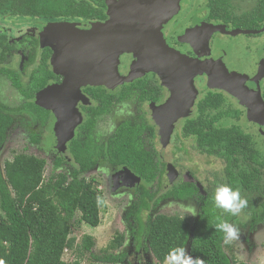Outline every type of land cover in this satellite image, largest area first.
I'll list each match as a JSON object with an SVG mask.
<instances>
[{
	"label": "flooded vegetation",
	"instance_id": "obj_1",
	"mask_svg": "<svg viewBox=\"0 0 264 264\" xmlns=\"http://www.w3.org/2000/svg\"><path fill=\"white\" fill-rule=\"evenodd\" d=\"M101 1L103 18L96 20L0 16V95L4 92L3 88L8 90L10 87L21 100L16 101L17 106L11 107L8 98L4 101L0 99V107L7 112L4 114L13 118L0 157L16 131L27 133L29 139L37 143L38 133L29 132L33 128L39 131L51 129L55 141L50 147L54 168L63 169L68 177L76 173L80 179L95 182L101 204L102 179H109L111 191L118 195L120 191H131L133 198L130 206L141 188V192L153 195L149 202L152 207L149 211L143 210L142 216L151 214L162 201L190 199L198 205L199 216L202 204L199 198L213 195L220 185L229 186L231 173L239 178L240 173L251 176L256 169L257 178L253 183L256 187L236 188L240 191L256 190L264 168L240 153L232 156L230 163L224 158L215 157L209 154V145L207 151L200 149L196 137L185 135L183 129L186 122L195 119L198 113L208 115L213 111L208 105L198 108L200 101L209 99L211 95L216 94L224 99L223 109L239 110L240 116L247 111L236 97L216 86L224 85L222 79L225 78V70L227 74L232 73L238 82L245 83L244 90L255 91L258 86L264 99V0H225L227 15L217 19L209 5L211 0H148L149 5L138 6L136 12L112 10L111 16L108 15L110 9L107 1ZM112 4V8H117L118 4ZM110 17L111 31L118 35L119 26L123 25L125 32L135 35L133 41L137 45L142 39L148 42L146 51L141 49L143 46L146 48V44L136 45L119 54L115 62L109 49L100 63L88 58V64L82 65V75L76 77L65 55V49L66 54L71 51L69 26L52 28L44 37L45 44L40 41L47 24L67 22L79 30H87L94 23L106 24ZM6 18L30 19L34 23L23 31L21 28L4 27L1 20ZM215 27H219V30L215 31ZM236 29L257 32L237 34L242 35L243 39L237 46L239 53L231 63L227 41L231 42L237 36L228 32ZM111 42L114 47L118 37H113ZM87 43L92 45L91 38ZM163 45L200 63L199 67L193 69L194 74L190 79L168 74L167 60L160 54ZM95 51H84L82 56ZM150 51L151 62L141 71L138 67ZM56 65L65 68L67 73L58 72ZM41 67L49 73L48 80L35 93L31 86L33 96L26 97L21 90L30 87L33 75H39ZM216 76L223 77L219 83L213 80ZM258 76L257 83H254L252 79ZM15 80L19 86L15 85ZM44 89L48 91L42 100L48 108L41 111L33 106L23 108L26 104L39 107L36 97ZM229 100L235 101L237 106L228 104ZM184 113L185 116L172 118L175 114ZM166 122L172 123L168 140L163 133ZM55 134L61 143L56 142ZM58 144L62 149L57 148ZM255 146L264 157L256 142ZM193 153L202 158V162L193 161ZM139 154L143 155V159L138 161ZM134 162L155 165L152 176L145 173L148 179H153L151 183L143 180L146 178L142 175L144 172L138 173L128 167L127 164ZM185 186H192L194 194L181 198L168 194L174 187L182 190ZM260 203L262 205L264 199ZM253 217L259 218V214L250 215V223ZM236 218L237 215L229 224ZM131 249V254L125 252L124 263L134 264L133 261L137 259L135 264H139L145 250H136L132 238ZM129 255L133 257L132 261Z\"/></svg>",
	"mask_w": 264,
	"mask_h": 264
},
{
	"label": "trees",
	"instance_id": "obj_2",
	"mask_svg": "<svg viewBox=\"0 0 264 264\" xmlns=\"http://www.w3.org/2000/svg\"><path fill=\"white\" fill-rule=\"evenodd\" d=\"M224 1L211 0L209 4L216 19L227 15ZM101 5V0H0V16L96 20L103 18ZM45 70L41 67L40 74L33 75L30 87L22 88L26 97H32L47 82L49 73ZM14 83L19 86L16 80ZM205 105L213 111L208 115L200 112L195 119L187 121L184 134L195 136L198 147L204 151L209 145V154L224 158L228 163L232 156L240 153L264 168V157L255 148L253 137L236 123H231V120L239 119L240 111L223 109L224 99L216 94L200 101L198 108ZM31 106L39 111L45 108L34 104H26L23 108ZM4 113L7 114L0 107V155L13 122V118ZM225 121L230 124L224 125ZM141 159L143 155L139 154L136 160ZM127 165L138 173L144 172L145 182L153 181L145 174H154L153 163L134 162ZM45 166L43 158L25 153L15 154L2 167L0 165V264H82L80 257L86 252L90 254L91 264L124 263L125 253L115 254L107 249L101 254L92 253L94 240L91 235H83L76 246L77 259L63 260L64 251L75 248V238L70 236L72 228H79L81 224L95 228L100 224L101 200L95 182L80 179L76 173L68 177L55 172L45 180ZM239 176L236 178L230 174L228 184L231 188H254L256 169L251 176L243 173ZM141 191V188L138 189L136 199L123 216L136 250L149 251L159 264L167 260L168 253L174 248H188L187 254L202 264H236L224 250L225 233L217 227L221 222L230 223L236 215L217 208L213 195L199 198L201 209L192 227L179 216L148 214L143 218L142 211H149L152 207L149 202L153 195ZM168 194L181 198L193 195L194 191L192 186H185L182 190L174 187ZM259 218L264 220V203ZM123 241L124 236L119 235L109 247L119 248Z\"/></svg>",
	"mask_w": 264,
	"mask_h": 264
},
{
	"label": "rangeland",
	"instance_id": "obj_3",
	"mask_svg": "<svg viewBox=\"0 0 264 264\" xmlns=\"http://www.w3.org/2000/svg\"><path fill=\"white\" fill-rule=\"evenodd\" d=\"M107 3L113 2L114 4L125 6L129 4L131 1H136L142 5H149L148 0H106ZM1 23L4 27H13V28H21L25 29V27H29L34 23V20L25 19L20 20L19 18H6L1 20ZM237 36V35H236ZM45 37V36H44ZM40 36V41L42 40L45 44V38ZM243 39L242 35H238L233 38L232 41H227L229 48V60L231 63L232 60L235 59V55H238V44L241 43ZM9 87V86H8ZM3 93L0 95V99L10 100L9 105L11 107L17 106L16 101L20 100L18 93L12 88H3ZM9 93V94H8ZM1 94V93H0ZM40 96V95H39ZM39 96L36 97V101L40 103ZM264 100V99H263ZM21 101V100H20ZM232 103V105L237 106V103L233 100H229L228 104ZM232 105H230L232 107ZM234 107V106H233ZM247 111L242 113L238 120H231V123H236L240 125V127L249 132L254 141L257 143L258 147L264 153V127L258 121L254 119H249L247 115ZM229 121H225V125H229ZM21 131H16L11 138V142L7 146L5 153L0 157V165L3 166V163L6 160L12 159L15 154L25 153L28 155H33L39 158H43L46 161V166L44 170V179L47 180L52 173H63V169H56L52 165V152L50 147L55 144L53 139V134L51 129H46L44 131H39V129L34 128L29 132L38 133L37 143H34L29 139V135L27 133H20ZM55 132V130H54ZM56 135V134H55ZM56 142H59V138L56 135ZM61 144L57 145V148L62 149L60 147ZM193 161L199 160L202 162V158L196 156L194 153L192 154ZM191 155V156H192ZM187 156V155H186ZM190 156V157H191ZM196 156V157H195ZM192 165V164H190ZM102 179V178H101ZM101 184V196H102V204L100 207V224L91 228L85 224H81L79 228H72L71 235L75 238V248L67 249L63 253L64 261H73L78 258V252L76 250V246L79 244L83 235H91L94 240V246L92 248V253L101 254L104 249H107L109 252H113L115 254L120 253H129L131 254V236L129 234L128 226L123 219L124 212L130 206L132 201V193L131 191H120L116 194L113 190L111 191V183L109 179H102ZM241 197L247 200V207L243 208L240 213L237 214L236 220L231 223L239 229V235L236 239H226L224 250L228 254V256L237 264H264V220L259 218H255L250 223V215L256 214L258 215L261 211V203L264 199V171L260 174V180L257 183L256 190L252 191H240ZM194 205L197 209V215H190L188 212L184 210L185 205ZM198 205L193 200L186 201H178V200H167L159 203L155 209L151 212V215L155 214H164L168 216H179L188 221L190 226L196 222L198 216ZM147 214H143V218L146 217ZM78 217V214H77ZM119 235L124 236V241L122 246L119 248H110L109 245ZM187 253V248H186ZM188 255V254H187ZM133 260L131 255L128 256ZM82 264H91L90 254L86 252L80 257ZM137 259L133 261L135 264ZM127 264V263H120ZM139 264H159L154 259L152 254L149 251H145L141 257ZM163 264H168L166 260Z\"/></svg>",
	"mask_w": 264,
	"mask_h": 264
},
{
	"label": "water",
	"instance_id": "obj_4",
	"mask_svg": "<svg viewBox=\"0 0 264 264\" xmlns=\"http://www.w3.org/2000/svg\"><path fill=\"white\" fill-rule=\"evenodd\" d=\"M108 4H109V9H110L108 12L109 13L108 15L110 16L112 14V10H114L115 12L117 10H120L122 12L128 9L131 12H136L139 10L137 7L142 5L136 1H131L129 4L125 6L116 5L117 8H115V6L112 8V5H113L112 2ZM111 19L112 18L110 17V19L106 22V24H103V25L94 23L91 29L89 28L87 30H79L73 24H70L67 22L55 23V24L50 23V24H47V26L44 28V33H42V38L44 36H47V33L54 27H60L61 25L69 26L71 30H70V39L68 41L71 44L70 46L71 51L66 54V49H65V55H67L66 58L69 61V65H70L73 75L76 77L77 76L80 77L82 75L81 73L82 65L85 66L86 64H88V58L93 59L96 62L99 61L100 63L103 61L102 56L105 55L107 51L109 52V49H110L112 58L116 62V59L119 54H121L124 51H129L130 49H133L134 46L137 45V43L133 41V37L135 35H132V34L130 35L127 32H125L124 29L126 28L123 25L119 26L120 30H119L118 35L115 32L111 31V28H112ZM120 20L122 22V17L120 18ZM214 30L215 31L219 30V27H215ZM262 30H264V26ZM249 32L255 33L257 31H244V30L236 29L228 33L235 36L240 33H249ZM113 37L114 38L118 37V43L117 44L114 43V47H113V43L111 42L113 40ZM90 38L92 41L91 46H89L87 43L88 39ZM143 44H146V48H144L145 46H143L141 47V49L143 52H145L147 49L148 42L144 39L138 41V45H143ZM150 46L154 48V44L152 42H150ZM92 49H95L96 51L85 57L82 56L84 51L88 53ZM160 49L162 53L160 52L159 53L162 55V57H164V59L167 60L166 63H167L168 71H169L168 74L170 75L186 76L187 79H190L192 75L194 74L193 69H196V67L200 66V63L198 64L196 60L186 58V56H183L180 53L172 49H169L168 47L164 45L163 47L161 46ZM151 53L152 52L150 51L147 57L145 58L143 64H140V66L138 67L141 71L145 70V66L149 62H151ZM72 55H74V59H72L71 61L70 59ZM56 66H57L56 70L58 72L67 73L65 68L60 67L59 65H56ZM225 72H226L224 75L225 78L217 77V76L214 77L213 79L214 82L219 83L221 78H223L222 80H224L225 82L224 85H216V86H219L220 88L225 89L231 95L236 97L239 103L247 108L248 118L258 121L261 124V126L264 127V100L261 97L259 87L257 86L255 91H248L247 89L244 90L245 83L238 82L237 80H235L232 73L227 74L228 72L226 70ZM257 78H259V76L252 79V81L254 83H257ZM47 91H48L47 89H44L38 94V96L40 95L39 96L40 103L37 102V104L45 108H48V105L42 99L47 95ZM180 116H185V113L183 115L175 114L172 118L176 119V118H179ZM165 125H167V127H166V130H163V133H164V136L166 134V140H168L170 133L172 131V123L166 122ZM187 253H188V248H187Z\"/></svg>",
	"mask_w": 264,
	"mask_h": 264
},
{
	"label": "clouds",
	"instance_id": "obj_5",
	"mask_svg": "<svg viewBox=\"0 0 264 264\" xmlns=\"http://www.w3.org/2000/svg\"><path fill=\"white\" fill-rule=\"evenodd\" d=\"M213 200L217 208L223 209L232 215H237L247 205V200L241 197L240 190L233 189L228 185L218 186L213 194ZM183 207L190 215H197V209L194 205L190 204ZM217 227L225 233L226 239H236L239 235V229L227 222H221ZM166 259L168 264H202V262L187 255L184 248L170 250Z\"/></svg>",
	"mask_w": 264,
	"mask_h": 264
},
{
	"label": "crops",
	"instance_id": "obj_6",
	"mask_svg": "<svg viewBox=\"0 0 264 264\" xmlns=\"http://www.w3.org/2000/svg\"><path fill=\"white\" fill-rule=\"evenodd\" d=\"M9 160H11V159H9Z\"/></svg>",
	"mask_w": 264,
	"mask_h": 264
}]
</instances>
